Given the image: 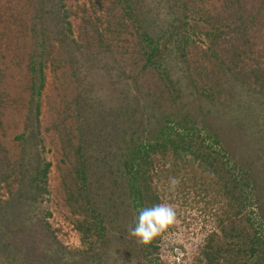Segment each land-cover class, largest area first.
<instances>
[{"label": "trees", "instance_id": "obj_1", "mask_svg": "<svg viewBox=\"0 0 264 264\" xmlns=\"http://www.w3.org/2000/svg\"><path fill=\"white\" fill-rule=\"evenodd\" d=\"M56 1L0 0V51L11 52L19 45L21 58L26 55L29 58V111L34 116L24 141L32 159L27 162L26 171L18 168L24 172L20 181L26 179L27 184L18 185L8 200L0 199V257L5 258V264L18 262L19 249L29 248V238L23 235L28 225L20 209L26 201L35 202L46 192L51 167L41 159L38 148L39 96L46 83L48 64L53 62L55 78L63 72L58 60L61 52H45L43 42L49 34L72 33L70 23L62 25L58 12L62 6ZM177 2L187 4L184 0H159L158 5L173 10ZM218 2L219 6L213 5L212 11L197 5L195 13L202 15L203 23L213 25V32L207 34L209 43L199 38L205 45L201 52L206 53V61L216 52L232 56L231 66L222 68L230 75L204 74L213 79L209 90L212 94L199 90L194 65L188 64L184 69V83L168 67L173 47H180L191 38L184 31L190 24L183 21V16H177L161 20L155 25L158 32H154L150 28L154 16L149 8L142 13V55L139 65L128 72L124 104L103 108L91 103L90 90L86 95L77 86L73 94L77 116L67 115L66 127L60 121L61 128L69 130L65 137L68 149L71 147L73 151H69L72 156L68 154L72 169H66L64 181L75 187L68 197L82 217L76 227L82 243H89L92 254L80 251L74 259L67 260L68 264H81L85 260L102 264L103 257L112 253L117 260L132 264H166L159 258L162 234L145 245L132 237L129 229L134 227L139 209L156 204L173 207L174 190L179 184L183 189L191 187L194 199H202V211L210 213L215 225L198 247L194 264H264V232L260 234L256 229L257 226L264 231V162L256 159L260 156L258 145L264 155V69L260 55L264 52V0ZM249 4L251 9L243 14ZM220 12L229 23L224 30L219 26L223 21L219 19ZM195 18L192 22L197 25L201 16ZM63 45L60 44L72 57L71 48ZM246 61L249 63L245 64ZM247 79H253V83L243 84L240 87L243 89L238 90L236 82L246 83ZM222 95L232 99L221 107L213 101ZM209 96L211 108L203 100ZM238 96L240 99L235 102ZM245 98L259 102L258 107L252 108L251 102L243 101ZM247 118L251 120L249 123L244 121ZM243 125L250 126L249 132L245 129L249 137L238 135ZM249 149L255 152L253 156L251 151L247 157L240 154ZM157 161L161 165L157 166ZM1 185L0 182V190ZM40 254L42 264L49 258L53 261L52 254Z\"/></svg>", "mask_w": 264, "mask_h": 264}, {"label": "rangeland", "instance_id": "obj_2", "mask_svg": "<svg viewBox=\"0 0 264 264\" xmlns=\"http://www.w3.org/2000/svg\"><path fill=\"white\" fill-rule=\"evenodd\" d=\"M184 1L187 3L186 5L177 2L173 10H169L164 4L158 5L159 0L56 1L58 6H62L58 8V12L62 16V25L66 26L67 23H70L69 28L72 33H63L57 36L49 34V38L43 42L45 52H61L58 60L60 70L63 72L61 76H58L59 78H55L53 62L49 61L51 63L45 68L46 83L39 96L41 107L38 116L40 132L38 148H41V159L50 163L51 167L48 170L46 192L41 193L35 202L26 201L25 206L20 209L23 221L28 225V230L26 229L23 235L28 237L30 242L27 250L19 249L21 251L19 261L13 264H42L40 252L42 254L47 252L53 256V261L49 258L45 264H68L67 262L70 261L67 260L74 259L80 251L92 254L89 243H82L81 234L76 227V222L82 217L78 215L75 207L72 206L73 202L68 197L75 187L72 186V182L64 181L67 175L66 169L71 167L68 154L71 155L69 151H72V148L68 149L65 137L69 130L68 128V131L62 129L60 121L66 127L67 115L77 116L76 107L78 106L74 104L75 97L73 95L77 86L86 95L90 90L92 92L89 95L91 103L95 102L103 108H109L111 105L118 107L124 104L127 95L126 84L129 81L127 80L128 72L131 69L134 70L140 63L139 59L141 60L143 10L151 9L154 19H151L150 28L154 32L159 30L155 25L158 26L162 22L161 20L168 18L183 16V21L190 24L188 28L185 27L187 30L184 31L190 33L191 38L182 46L173 47L172 59L170 62L168 61V67L173 76L181 78L183 83L186 82L184 69L188 64L194 65L199 78V90H204L206 94H209L214 82L204 74H228L222 71V68L226 65L228 68L231 66L230 58L232 56L230 54L216 52L209 61H206V53L201 52L205 45L200 42V39L207 40L209 43L210 38L207 37V34L213 32V25L208 22L203 23L204 19L201 14L195 15L197 5L212 11L213 5L214 7L219 6L218 0ZM250 9L251 4L245 7L243 14ZM218 15L221 16L219 19L223 20L219 26H222L224 30V26L229 23L224 20L226 16L221 12ZM218 15L216 14V16ZM196 16H201V21L197 25L192 22ZM156 18L159 21H156ZM63 43L71 48L72 57L66 53L69 52L67 48L63 49L60 46ZM18 49L19 45H16L11 52L10 50L0 51V178L3 179L0 180L2 184L0 199L5 200H8L11 191L15 193L18 185L27 184L26 179L22 182L20 180H22L23 171L29 167L27 162L32 159L29 148L24 143L28 135V124L34 122V116L29 111L31 102L30 86L27 84L29 58L27 59L26 55L22 59L23 52H19ZM209 53L207 52V55ZM260 55L264 69V52H261ZM255 57L257 58V54ZM246 63L249 62L246 61ZM142 64H144L143 61ZM200 65H203V68ZM135 70L139 71L137 68ZM200 71L203 72L201 75H199ZM220 78L224 79L223 76ZM252 83L253 79H247L246 83L238 81L235 85L239 90L243 89L240 88L241 85L248 86ZM91 84L93 87H88ZM64 95L67 96L66 99H64ZM225 97L222 95L218 97V100L215 98L214 104L222 107L232 99ZM238 99H240L239 96L235 98V102ZM203 100L210 105V108L212 107L213 102L210 104L212 101L210 96ZM243 101L247 104L251 102L252 108L255 105L258 107L259 102L257 103L251 98H245ZM65 105L66 108L63 107ZM244 121L249 123L251 120L247 118ZM243 126L238 131V135L244 138L249 137L245 129L249 132L250 128L248 129V127L250 126ZM22 136L23 138H21ZM206 143L212 145V142L208 140ZM256 148L260 155L256 159L262 164L264 162L262 148L259 145ZM250 151L253 156L255 152L250 149L240 152V154L247 157ZM155 164L159 166L161 161H157ZM18 168H23V171H18ZM72 176L75 178V174ZM4 178L7 179L4 180ZM19 181L20 183H18ZM187 183L190 184V182ZM190 189L191 187L183 189L179 184L174 190L176 198L172 208L176 214L175 221L160 233L162 241L159 258L166 264H194L193 258L197 254L198 247L203 244L207 234L215 228V225L212 224V217L209 216L210 213L202 211L204 202L201 198L194 199L196 196L194 191H189ZM256 229L260 234L264 232L260 227L256 226ZM65 250L68 251V254L64 252ZM103 258L105 259L102 264H132L124 259L117 260V256L113 253L109 257ZM4 259V257H0V264H5L6 260ZM81 264L95 263L85 260Z\"/></svg>", "mask_w": 264, "mask_h": 264}, {"label": "clouds", "instance_id": "obj_3", "mask_svg": "<svg viewBox=\"0 0 264 264\" xmlns=\"http://www.w3.org/2000/svg\"><path fill=\"white\" fill-rule=\"evenodd\" d=\"M172 183L175 184V181ZM175 215L170 205L156 204L141 208L138 210L134 227L129 229V234L147 245L174 223Z\"/></svg>", "mask_w": 264, "mask_h": 264}]
</instances>
